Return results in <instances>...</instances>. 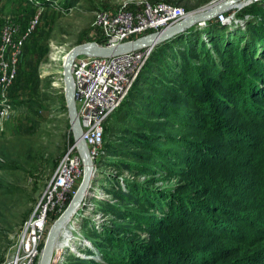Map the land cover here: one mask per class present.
Returning <instances> with one entry per match:
<instances>
[{
	"label": "trees",
	"instance_id": "16d2710c",
	"mask_svg": "<svg viewBox=\"0 0 264 264\" xmlns=\"http://www.w3.org/2000/svg\"><path fill=\"white\" fill-rule=\"evenodd\" d=\"M248 15L246 28L207 30L210 44L189 32L154 49L112 115L124 136L108 148L116 168L178 184L125 192L107 175L120 205H100L120 222L95 232L102 263L88 264H264V5L238 17Z\"/></svg>",
	"mask_w": 264,
	"mask_h": 264
},
{
	"label": "rangeland",
	"instance_id": "374dc122",
	"mask_svg": "<svg viewBox=\"0 0 264 264\" xmlns=\"http://www.w3.org/2000/svg\"><path fill=\"white\" fill-rule=\"evenodd\" d=\"M122 1L124 0H0V40L3 25L8 20L14 24L19 37H21L35 15L40 17L39 26L27 38L22 48L16 81L4 94L0 93V100L6 96V100L11 105V112L0 117V179L2 180L0 184L2 196L0 198L4 200L0 202V259L2 260L7 252L10 237L32 214L55 174L58 167L56 165H59L68 152L69 145H72L73 134L70 128L65 90L62 85L67 54L74 47L83 44L93 36V24L98 11L114 9ZM149 1L157 2V0ZM169 1L176 7L186 9L185 11L189 13L206 7L214 0ZM229 9L224 13L227 14ZM173 24L175 23H168V26ZM207 29L209 30V28H202L192 32H202V36H207L202 39L206 38L205 42L210 44L211 38L207 35ZM233 33L235 32L233 31ZM229 34L231 33L229 32ZM148 62L149 60L134 80L123 102L132 100L130 97L134 87ZM124 114L125 110L122 113L123 117ZM115 116L116 114L106 124L105 155L98 166L102 175V178L99 179L100 188L116 189L117 185L110 180L111 178L108 179L107 175H109L120 177L118 185L122 183L121 179H123L127 188L129 187L128 183L136 181L140 185H147L154 190H172L178 184L177 179L164 181L161 176L164 171L158 174L143 175L137 171L116 168L114 162L118 160V156L111 155L108 144L112 143L114 146L119 142V139L122 140L124 134L117 132L119 125H116ZM123 122L127 124L124 119H121V126L124 125ZM59 153L61 158L54 159ZM122 157L125 160L128 159L127 156ZM55 160L58 161V164L54 166L52 161ZM81 182L82 179L78 187ZM127 188L124 190L125 192ZM93 200L94 198L90 200L86 196L83 201L84 206L87 203L86 208L88 209V206L93 204L96 212L87 219L79 218L81 219L78 221L80 235L75 237L74 242L72 241L74 249H81L87 245L85 239L92 242L97 239L96 233L99 229L95 225L97 223L94 222L96 214L100 213V216L103 217V222L100 224L101 229L106 226L111 227L112 220L120 222L117 216L106 214L105 207L100 203H94ZM118 204L120 205V201ZM3 236H7L5 243ZM143 237L148 238L147 235ZM73 251L65 252L64 256L67 259L64 264H88L90 262L81 260ZM86 253L89 251L86 250ZM96 257L97 260L92 261L102 263L98 250ZM56 259L57 255L54 253L53 261Z\"/></svg>",
	"mask_w": 264,
	"mask_h": 264
},
{
	"label": "built area",
	"instance_id": "2783aa9c",
	"mask_svg": "<svg viewBox=\"0 0 264 264\" xmlns=\"http://www.w3.org/2000/svg\"><path fill=\"white\" fill-rule=\"evenodd\" d=\"M254 4L264 5V0ZM186 15L184 8L167 2L124 0L114 9H102L96 13L93 24L95 30L93 29V41L91 42L95 41L106 47H115L153 32H160L168 27V23H176ZM250 18V16L238 17L227 26L246 27ZM39 24L40 17L35 15L21 37L10 20L3 25L0 40V93L4 94L16 81L24 43ZM150 51V48H143L113 57L79 56L73 64L72 76L82 137L89 148L95 171L99 174L101 171L98 166L105 155L106 124L121 107L134 80L146 64ZM62 85L64 88V82ZM2 98L0 117L11 112L10 102L6 100V96ZM82 178L81 157L74 144L69 145L68 152L60 161L34 211L10 237L11 243L3 264H39L48 232L69 204ZM93 180L95 181L93 189L99 188L100 191L92 194V197L87 195L88 198L90 200L94 198L93 202L97 204L96 200L116 204L117 200L113 195L109 194L106 189L100 188L99 179L93 178ZM121 180L123 189H126V183L123 179ZM93 206L90 204L88 209L86 208L87 203L84 206L83 202L69 221L67 229L73 233L72 241L80 235L79 225L76 222L81 220L79 218L91 217V214L96 212ZM94 222L100 230V224L103 222L100 213L94 216ZM85 242L90 247L84 245L81 249L76 248L73 253L81 260L92 261L94 259L91 258L97 255V249L91 240L85 239ZM72 247L71 242L70 248ZM70 248L67 246L64 252H69ZM86 250L89 253H86ZM52 264L60 263L56 259Z\"/></svg>",
	"mask_w": 264,
	"mask_h": 264
},
{
	"label": "water",
	"instance_id": "95a60500",
	"mask_svg": "<svg viewBox=\"0 0 264 264\" xmlns=\"http://www.w3.org/2000/svg\"><path fill=\"white\" fill-rule=\"evenodd\" d=\"M261 1L262 0H214L206 7L204 6L198 10L189 12L180 21L171 26H168L160 32L148 34L132 41L119 44L115 47L102 46L94 41L80 44L70 50L64 63L63 82L66 105L71 125L70 128L74 139V146L77 148V151L83 163V178L69 205L51 226L46 238L45 246L39 264H52L56 248L62 241V232L66 229L67 224L69 223L73 215L83 204L85 197L89 192L93 190L95 184L93 175L97 174V177L99 175V172L95 171L89 148L82 137L83 132L81 121L77 111L75 86L72 76V67L75 60L79 56L113 57L148 47L155 49L157 46L166 43L179 35L185 34L186 32L189 33L202 28L227 26L234 19L238 18L239 13L244 8ZM216 2L219 3V6L213 8L214 5H218H212V3ZM229 3L232 4H230L231 7L228 13L224 15H218L219 12H221V9Z\"/></svg>",
	"mask_w": 264,
	"mask_h": 264
},
{
	"label": "bare ground",
	"instance_id": "6f19581e",
	"mask_svg": "<svg viewBox=\"0 0 264 264\" xmlns=\"http://www.w3.org/2000/svg\"><path fill=\"white\" fill-rule=\"evenodd\" d=\"M238 1H240V0H238ZM214 4H218V5H214ZM230 4H232V3H229V4H227V5H225L222 9H221V12H219V14L218 15H224L226 12V10H228L231 6H230ZM212 5H214L213 6V8H215V7H218L219 6V3H213ZM240 6H242V5H240ZM225 12V13H224ZM187 13V12H186ZM188 14V13H187ZM210 29V28H209ZM208 30V29H207ZM148 48H150L151 49V51H150V54H149V58H150V56L152 55V53H153V50H154V48H151V47H148ZM149 58H148V60H149ZM147 60V61H148ZM100 170V169H99ZM102 175H101V173L98 175V177H97V174H95V175H93V178H96V179H101L102 177H101ZM99 182H100V180H99ZM100 184V183H99ZM116 190V189H115ZM100 190H99V188H94L93 190H92V192H89L88 193V196H90V197H92V194L94 195L95 193H97V192H99ZM94 192V193H93ZM95 197V196H94ZM97 201V200H96ZM98 202V201H97ZM100 203V201L98 202V204ZM101 204V203H100ZM110 205V204H109ZM76 223H78V222H76ZM69 224V223H68ZM68 224H67V226H68ZM80 227V226H79ZM83 227V226H82ZM93 227V226H92ZM76 235V234H75ZM77 237H79V236H77ZM72 238H74V236H73V233H71V231H70V229H67V227H66V229L62 232V235H61V239H62V241H61V243L57 246V248H56V255H57V260L59 261V263L60 264H64L65 263V261H66V259H67V257H64V251H65V249L67 248V246H68V248H70V244H71V242H72ZM77 240V239H76ZM74 242V241H73ZM78 243V242H77ZM71 250H73V247L72 248H70ZM74 251H76V248L74 249ZM58 255H60V256H58ZM60 257H62L60 260H59V258ZM98 257V256H97ZM97 257H90L91 259H94L95 261L97 260L96 258ZM68 258H69V256H68Z\"/></svg>",
	"mask_w": 264,
	"mask_h": 264
}]
</instances>
